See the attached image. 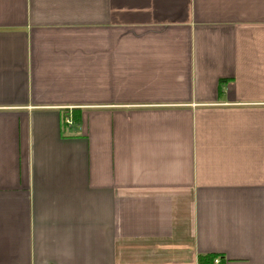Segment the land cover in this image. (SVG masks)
<instances>
[{
  "label": "crops",
  "instance_id": "obj_1",
  "mask_svg": "<svg viewBox=\"0 0 264 264\" xmlns=\"http://www.w3.org/2000/svg\"><path fill=\"white\" fill-rule=\"evenodd\" d=\"M212 255L264 264V0H0V264Z\"/></svg>",
  "mask_w": 264,
  "mask_h": 264
},
{
  "label": "trees",
  "instance_id": "obj_2",
  "mask_svg": "<svg viewBox=\"0 0 264 264\" xmlns=\"http://www.w3.org/2000/svg\"><path fill=\"white\" fill-rule=\"evenodd\" d=\"M74 121V123L76 124H79L80 123V120L79 118H73L72 122ZM65 125H68L66 122H65ZM224 258H220L218 256H204V257H199V260H198V264H215V260H219V264H224V261H223Z\"/></svg>",
  "mask_w": 264,
  "mask_h": 264
},
{
  "label": "built area",
  "instance_id": "obj_3",
  "mask_svg": "<svg viewBox=\"0 0 264 264\" xmlns=\"http://www.w3.org/2000/svg\"><path fill=\"white\" fill-rule=\"evenodd\" d=\"M66 123L69 125L72 124V121L70 119L66 120ZM215 264H219V260H215Z\"/></svg>",
  "mask_w": 264,
  "mask_h": 264
}]
</instances>
